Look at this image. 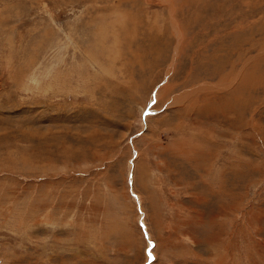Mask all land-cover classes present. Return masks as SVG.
Returning a JSON list of instances; mask_svg holds the SVG:
<instances>
[{
	"label": "rangeland",
	"instance_id": "374dc122",
	"mask_svg": "<svg viewBox=\"0 0 264 264\" xmlns=\"http://www.w3.org/2000/svg\"><path fill=\"white\" fill-rule=\"evenodd\" d=\"M0 264H264V0H0Z\"/></svg>",
	"mask_w": 264,
	"mask_h": 264
},
{
	"label": "snow or ice",
	"instance_id": "6c2138e0",
	"mask_svg": "<svg viewBox=\"0 0 264 264\" xmlns=\"http://www.w3.org/2000/svg\"><path fill=\"white\" fill-rule=\"evenodd\" d=\"M148 259H149V262H151L154 259V257L152 256L151 248H149L148 250Z\"/></svg>",
	"mask_w": 264,
	"mask_h": 264
},
{
	"label": "bare ground",
	"instance_id": "6f19581e",
	"mask_svg": "<svg viewBox=\"0 0 264 264\" xmlns=\"http://www.w3.org/2000/svg\"><path fill=\"white\" fill-rule=\"evenodd\" d=\"M241 92V91H240ZM208 110H210V109H208Z\"/></svg>",
	"mask_w": 264,
	"mask_h": 264
}]
</instances>
